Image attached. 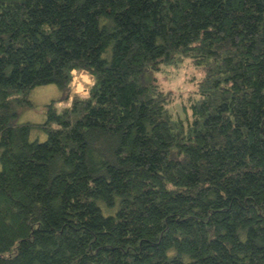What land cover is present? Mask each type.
I'll list each match as a JSON object with an SVG mask.
<instances>
[{"label":"trees","instance_id":"trees-1","mask_svg":"<svg viewBox=\"0 0 264 264\" xmlns=\"http://www.w3.org/2000/svg\"><path fill=\"white\" fill-rule=\"evenodd\" d=\"M0 264H264V0H0Z\"/></svg>","mask_w":264,"mask_h":264},{"label":"rangeland","instance_id":"rangeland-1","mask_svg":"<svg viewBox=\"0 0 264 264\" xmlns=\"http://www.w3.org/2000/svg\"><path fill=\"white\" fill-rule=\"evenodd\" d=\"M202 74L194 68L189 60L185 59L177 66L164 67L162 72L157 75L160 87L174 96L173 104L171 105V112L176 116L182 117L183 104L187 96L193 94L196 90V83L200 80ZM93 84L92 77L83 71H76L72 74L70 85V95L68 101L64 102L70 104L73 96H85L88 89ZM60 92L55 85H46L36 87L30 93V101L33 104L32 109L23 110L18 116V122L42 123L45 120V106L51 101L58 99ZM59 103L58 107H63L65 104ZM37 135H32L35 138ZM39 137L40 141H44L45 137Z\"/></svg>","mask_w":264,"mask_h":264}]
</instances>
